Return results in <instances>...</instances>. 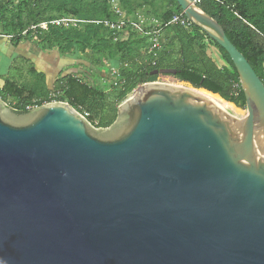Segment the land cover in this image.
<instances>
[{"label":"water","instance_id":"obj_1","mask_svg":"<svg viewBox=\"0 0 264 264\" xmlns=\"http://www.w3.org/2000/svg\"><path fill=\"white\" fill-rule=\"evenodd\" d=\"M175 1L230 56L245 116L155 78L176 70L107 129L0 98V264H264V83L215 19Z\"/></svg>","mask_w":264,"mask_h":264},{"label":"trees","instance_id":"obj_2","mask_svg":"<svg viewBox=\"0 0 264 264\" xmlns=\"http://www.w3.org/2000/svg\"><path fill=\"white\" fill-rule=\"evenodd\" d=\"M14 1L6 0V4L0 6V35L14 36L11 41L16 43L30 38L32 27L59 18L71 17L82 21H117V16L109 6L112 0H103L101 9L98 11L93 8L89 14L84 12V0H39L44 6L35 0H20L15 6ZM119 1L126 4L131 0ZM170 5L174 9H170L161 17L163 23L160 27V51L155 57L150 55L147 63L140 68L120 72L119 82L115 87L118 93L115 97L119 103L117 106L109 102L110 97L105 92L84 81L82 76L76 75H68L58 81L54 87V92L58 93L57 101L69 104L81 115L89 114L87 120L95 128L107 129L116 121L119 106L138 87L149 83V80L155 77L151 76L152 73L161 70H176L177 75L175 76L158 75L155 78L187 83L195 89H204L219 95L239 109H245L244 94L230 56L194 25L190 29L179 25L166 27L165 25L175 16L183 14L175 0H171ZM48 7L61 16H45ZM199 7L224 29L229 41L245 57L264 83V0H202ZM43 9L45 12H41ZM84 27L86 36L78 30L49 26L48 31H38L39 39L47 48L62 40L67 41L68 46L71 47L73 37H76L75 42L85 49V47H91L92 43L99 39L100 30L105 29L103 26L93 24H85ZM50 31L53 35L48 36ZM25 32L26 37H22ZM137 37H139L137 42L142 43L143 46L146 45L145 51H148L149 39ZM165 42L168 47L162 48ZM130 45L131 42L123 41L117 44L116 49L118 52L130 50ZM173 46H175L174 49ZM209 46L219 52L223 62L221 67L207 55ZM131 61L134 60L131 59ZM30 72L32 75H37L33 69ZM42 77H39V81L42 82L40 87L30 90H25L15 83L6 82L0 89V98L6 103L10 99L15 101L16 107L13 109L21 114L27 113L26 107L32 105L34 100L38 101V107L49 103L51 102L49 99L51 91L44 98L38 97V93L44 94L47 90Z\"/></svg>","mask_w":264,"mask_h":264},{"label":"rangeland","instance_id":"obj_3","mask_svg":"<svg viewBox=\"0 0 264 264\" xmlns=\"http://www.w3.org/2000/svg\"><path fill=\"white\" fill-rule=\"evenodd\" d=\"M35 1L39 2V0ZM102 1L103 0H84V12L89 14L93 8L99 11L102 6ZM19 2L20 0H15L13 4L17 6ZM39 3L43 4V2ZM5 4L6 0H0V6ZM170 4L171 0H131L126 4H122L119 0H112L109 6L117 16V21L126 23V26L120 30V32H115L111 29L104 28L105 30H100L99 32V39L94 41L91 47H85V49L81 48L79 44L75 42L77 39H75L76 37H73L74 35H72L74 41H72L71 47L68 46L67 41L62 40L52 44V46H49V50L57 52L58 55L68 56L70 63L68 68L70 75L74 74L76 76H82L84 81L92 84L100 91L105 92L107 96L110 97L109 102L117 106L119 103H117L115 97L118 93L115 87L119 82L120 72L122 70L140 68L147 63L150 55H152H149V52L145 51L146 45L143 46L142 43L139 44L137 42V38H139L137 36L142 37V35L135 33L133 29L129 28V24L133 22H142L144 24L143 26L146 28H159L163 23L161 18L162 15H164L170 9H174V7H171ZM41 12H45V10L43 9ZM7 16L9 17V15ZM45 16L57 17L61 15H58L56 12L52 11L50 7H48ZM84 26L85 24H79L77 27L72 26L64 29L78 30L82 35L86 36L87 33L85 32ZM51 35H53V33L50 31L48 36ZM31 37L43 44V42H41L39 39L38 31H35ZM123 41L131 42L130 50L118 52L116 46L118 43ZM148 44H150L149 40ZM163 47H168L167 42H165V44L163 43L162 48ZM169 47H171L170 44ZM172 48L174 49L175 46ZM149 49L150 47L147 50ZM207 55L215 62L216 65L220 67L223 65L219 52L216 51L218 58H215L211 53ZM131 59L134 61H131ZM76 61L79 62L77 63ZM55 65L57 66V64ZM74 66L82 67L83 71L81 73L83 75L78 74L76 70L74 71ZM39 80L40 79H32L22 84L21 87L25 90H30L34 87H40L42 82ZM50 91L54 92V89ZM50 91L46 90L44 94L38 93V97L44 98ZM7 105L11 108L16 107V103L12 99L9 100ZM239 110L246 112V108Z\"/></svg>","mask_w":264,"mask_h":264},{"label":"crops","instance_id":"obj_4","mask_svg":"<svg viewBox=\"0 0 264 264\" xmlns=\"http://www.w3.org/2000/svg\"><path fill=\"white\" fill-rule=\"evenodd\" d=\"M209 53L218 58L215 49L211 46L208 47L207 54ZM69 65L68 56L58 55L31 36L18 43L0 37V89L8 81L21 86L25 82L43 76L47 90H53L59 80L70 75ZM31 69L37 75H32ZM73 69L78 74H82V67L74 66Z\"/></svg>","mask_w":264,"mask_h":264},{"label":"built area","instance_id":"obj_5","mask_svg":"<svg viewBox=\"0 0 264 264\" xmlns=\"http://www.w3.org/2000/svg\"><path fill=\"white\" fill-rule=\"evenodd\" d=\"M193 4L199 6L202 0H190ZM79 24H93L97 26H103L104 28L111 29L112 31H118L122 30L125 26V22H118V21H110V20H104V21H82V20H77L71 17H65V18H59L55 19L50 22H43L39 24L38 26L32 27L30 29V32L34 34L35 31H47L49 26H56L58 28H69V27H77ZM144 24L142 22H133L129 24V28L133 29L135 33H138L142 35V37H147L150 41V49L148 50L149 55L152 54L154 57L156 56L157 52L160 51L161 49V41H160V27L159 28H150V27H145L143 26ZM173 25H179L185 29H190L193 26V23L189 21L184 14H181L179 16H175L170 22H168L165 26H173ZM32 34L30 36H32ZM27 33H23L22 37H26ZM1 38L7 39V40H13L14 36H4L0 35ZM116 75V74H115ZM49 99L52 102H59L57 101L58 99V94L56 92H51L49 95ZM64 103V102H60ZM38 101L34 100L32 105H28L26 107L27 112L38 108L37 106ZM47 104V103H46ZM67 104V103H65ZM83 116L85 118L89 117V114L84 113Z\"/></svg>","mask_w":264,"mask_h":264},{"label":"bare ground","instance_id":"obj_6","mask_svg":"<svg viewBox=\"0 0 264 264\" xmlns=\"http://www.w3.org/2000/svg\"><path fill=\"white\" fill-rule=\"evenodd\" d=\"M211 94V93H210ZM213 95V94H211ZM215 98H217L219 101H221L223 104H225L227 107H229L232 111H234L236 114L244 117L246 112H243L241 110H239L238 108H236V106H234L233 104L229 103V102H225L224 100H222L219 96L217 95H213Z\"/></svg>","mask_w":264,"mask_h":264}]
</instances>
